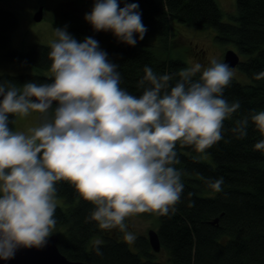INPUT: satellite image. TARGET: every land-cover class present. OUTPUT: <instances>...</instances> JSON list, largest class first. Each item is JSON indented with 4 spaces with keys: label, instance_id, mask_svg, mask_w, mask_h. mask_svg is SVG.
Segmentation results:
<instances>
[{
    "label": "clouds",
    "instance_id": "obj_1",
    "mask_svg": "<svg viewBox=\"0 0 264 264\" xmlns=\"http://www.w3.org/2000/svg\"><path fill=\"white\" fill-rule=\"evenodd\" d=\"M84 19L94 31H111L130 46L147 32L138 3L120 7L118 0H94ZM49 48L51 82L29 81L19 87L0 83L4 260L21 247L46 245L57 223L56 185L61 181L94 206L89 221L101 230L118 229L131 243L135 236L127 230V218L174 214L181 202L177 145L205 153L224 138V121L241 107L224 97L234 70L216 58L207 67L196 62L172 74L158 75L146 65L137 96L121 87L119 65L92 37L78 42L67 26L57 27ZM260 78L264 72L256 74ZM33 113L39 114L35 126L26 131L10 127L15 124L10 116L20 119ZM250 121L264 136V111L252 110L235 121L231 131L237 139L247 136ZM254 149L264 152V139ZM207 183L220 192L224 180ZM101 244L94 242L97 255H103Z\"/></svg>",
    "mask_w": 264,
    "mask_h": 264
},
{
    "label": "trees",
    "instance_id": "obj_2",
    "mask_svg": "<svg viewBox=\"0 0 264 264\" xmlns=\"http://www.w3.org/2000/svg\"><path fill=\"white\" fill-rule=\"evenodd\" d=\"M236 1L237 15L229 22L222 19L216 0H118L120 7L125 3L139 5L147 32L135 46L118 41L111 31H94L85 19L71 26L70 34L78 42L86 37L99 42L108 59L119 65L121 87L133 95L142 94L137 82L146 65L158 75L178 73L185 66L180 58L159 56L150 43L152 38L170 33L172 20L201 28L211 26L218 38L235 43L239 56L248 53L238 65L251 82L232 80L224 91L229 103L239 101L241 107L224 121V138L205 151L212 161L201 158L191 146L177 145L180 162L175 167L182 171L184 192L174 214L158 216L157 230L161 249L167 251L166 261L156 260L144 239L139 238L138 248L133 249L119 235L106 234L108 231L87 219L94 206L70 183L61 181L56 185V196H62L66 205H57L55 228L58 247L67 257L90 264H264V152L254 149L264 136L251 121L245 138L237 139L231 131L235 121L252 110L264 111V78L256 79V74L264 72V0ZM17 25V14L0 7V62L8 59L50 69L49 45L35 43L28 50L11 47V34ZM51 77L43 73H2L0 83L39 84L51 82ZM197 156L199 159L194 160ZM220 177L224 180L222 191L215 192L207 181ZM216 216L218 223H212ZM99 234L103 255L96 254L95 241L90 243Z\"/></svg>",
    "mask_w": 264,
    "mask_h": 264
},
{
    "label": "rangeland",
    "instance_id": "obj_3",
    "mask_svg": "<svg viewBox=\"0 0 264 264\" xmlns=\"http://www.w3.org/2000/svg\"><path fill=\"white\" fill-rule=\"evenodd\" d=\"M223 12V20L232 22L233 17L237 15L236 0H216ZM94 0H0V7L13 10L18 16V25L11 34V47L18 50H28L31 45L41 43L50 45L54 39V28H64L70 34L71 26L80 20H84L86 13L92 10ZM42 9V19L35 20V12ZM154 50L161 57L180 58L184 61V68L190 67L198 62L207 67L212 58H216L223 63L226 49L233 48L236 45L230 41H224L218 38V32L215 28L196 27L191 23L172 20L170 33L162 38L154 37L151 42ZM248 53H240V60H246ZM234 70L233 80L241 83L251 82L250 77L242 71L239 65L231 67ZM19 74V73H43L47 76L52 75L50 69H39L29 64H24L15 60L3 59L0 62V74ZM22 86V85H21ZM19 87V86H17ZM51 115V113L49 114ZM38 113H33L26 118H15L14 130L26 131L35 126L38 120ZM201 158L212 161L211 155L202 153ZM57 205L65 206L66 201L62 196H56ZM158 215L153 213H140L126 219L127 230L134 234L133 229H137V235L145 234L148 228L158 229ZM106 234L115 232L114 229L106 230ZM53 233H57L55 228ZM124 237V234H119ZM102 235H95L90 239V243L96 240H102ZM135 240V239H134ZM134 241L129 243L132 246ZM158 260L166 261L167 251L161 249L155 251L151 249Z\"/></svg>",
    "mask_w": 264,
    "mask_h": 264
},
{
    "label": "water",
    "instance_id": "obj_4",
    "mask_svg": "<svg viewBox=\"0 0 264 264\" xmlns=\"http://www.w3.org/2000/svg\"><path fill=\"white\" fill-rule=\"evenodd\" d=\"M43 16L40 8L35 12L34 19L41 20ZM240 62L239 53L233 48L226 49L223 63H227L230 67H235ZM2 99V97H0ZM219 217L216 216L211 220L212 223H218ZM59 235L53 233L48 239L45 246L41 248H19L15 252V256L11 259H0V264H90L84 260L71 259L64 254L58 247ZM149 242L153 250H161V241L158 230L150 228L148 230Z\"/></svg>",
    "mask_w": 264,
    "mask_h": 264
},
{
    "label": "flooded vegetation",
    "instance_id": "obj_5",
    "mask_svg": "<svg viewBox=\"0 0 264 264\" xmlns=\"http://www.w3.org/2000/svg\"><path fill=\"white\" fill-rule=\"evenodd\" d=\"M125 222H126V221H125ZM149 229H150V228H148V230H149ZM114 230H115V232H113V234L116 235V236H118L119 234L122 233V232H120L118 229H114ZM148 230H147V232H146L145 234H139V233H138V235H137V229H133L134 236H135V240H134V244H133L132 246H135V248H138L136 245H137V240H138L139 238L146 240V242H147L148 245H149L150 242H149V238H148ZM122 234H123V233H122ZM119 237H121L122 240L126 241V240L124 239V237H122L121 235H119ZM126 242H127V244L129 245V242H128V241H126ZM150 247H151V245H150ZM151 248H152V247H151ZM156 260H158V259H156Z\"/></svg>",
    "mask_w": 264,
    "mask_h": 264
},
{
    "label": "bare ground",
    "instance_id": "obj_6",
    "mask_svg": "<svg viewBox=\"0 0 264 264\" xmlns=\"http://www.w3.org/2000/svg\"><path fill=\"white\" fill-rule=\"evenodd\" d=\"M211 27V26H210ZM151 46H152V43H151ZM153 48V47H152Z\"/></svg>",
    "mask_w": 264,
    "mask_h": 264
}]
</instances>
